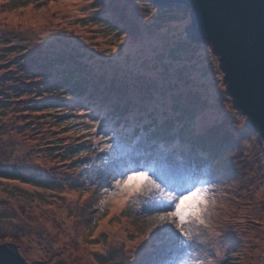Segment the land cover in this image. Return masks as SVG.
I'll list each match as a JSON object with an SVG mask.
<instances>
[{"label":"rangeland","instance_id":"1","mask_svg":"<svg viewBox=\"0 0 264 264\" xmlns=\"http://www.w3.org/2000/svg\"><path fill=\"white\" fill-rule=\"evenodd\" d=\"M183 10L160 13L137 0H0V162L27 173L42 171L54 180L53 187L46 188L0 178V244L17 243L30 264H180L182 260L261 264V149L252 133L242 134L236 149L229 145L211 148L199 135V120L211 117V104L216 102L209 101L210 92L212 96L216 88L225 97L227 87L212 47L187 35L192 17ZM185 37L200 44L184 53L188 56L184 61L179 46H186ZM38 51L53 58L38 65L44 72L55 71L57 78L85 73L84 85L94 96L40 108L36 99H61L64 86L60 83L51 88L59 92L50 93L36 92L37 85L31 84L26 88L34 86V90L16 102L20 99L15 89L23 82H41L40 89L45 87L44 77L38 74L26 79V68L37 59ZM177 71H182L183 78H176ZM225 100L227 104L220 101V105L236 113L230 100ZM241 114L236 113L237 129L247 122ZM151 115L172 120L180 142L192 141L193 154L179 160L163 151L160 145L169 142L164 143L160 128L153 140L135 135ZM99 121H104L103 131ZM105 132L109 137L118 134L125 153L164 152L170 163L198 170L199 180L209 188L205 218L212 221L214 233L226 245L229 242L228 247L223 243L215 250L213 239L194 235L204 243L185 247L178 254L174 224L153 227L158 213L144 210L151 193L118 203L121 197L109 187L115 181L105 179L100 159L107 163V153L99 151L111 143L104 138ZM124 135H133L134 145L126 148ZM81 142L86 146L81 153L62 160L67 144ZM55 145L60 147L49 148ZM235 153L240 155L237 169L230 159ZM81 157L88 161L76 162ZM187 227L195 232L199 226L193 222Z\"/></svg>","mask_w":264,"mask_h":264},{"label":"water","instance_id":"2","mask_svg":"<svg viewBox=\"0 0 264 264\" xmlns=\"http://www.w3.org/2000/svg\"><path fill=\"white\" fill-rule=\"evenodd\" d=\"M148 1L190 11L187 35L217 54L235 107L264 143V0ZM0 249L5 264H30L17 243H1Z\"/></svg>","mask_w":264,"mask_h":264},{"label":"trees","instance_id":"3","mask_svg":"<svg viewBox=\"0 0 264 264\" xmlns=\"http://www.w3.org/2000/svg\"><path fill=\"white\" fill-rule=\"evenodd\" d=\"M137 1H145L148 7H151V8H153V11H158L160 13L169 12L170 10H176L179 12L184 11L180 7L158 6V5H155L154 3L149 2L147 0H137ZM171 8H173V9H171ZM113 18L114 17H111L108 19L111 20ZM170 18H172V17H170ZM113 20H115V19H113ZM164 22H166V20ZM184 41L186 42V46H184V47L179 46V49H181L183 51L182 52L183 56H184L183 60L185 61L186 58L188 59V56L184 53H187V54H188V52L190 53L191 51L194 50L193 48L195 46H197V44H200V43H196V42H194L191 39L186 38V37L184 38ZM38 53H37L38 55H36L37 59L35 57L36 61H35V59H33V62H31L29 64V66L26 68L27 72H28L26 79L30 80L35 75L38 74L39 77H44L43 80L45 83V87L42 90L40 89L41 87L38 85L41 84V82H35V81H32L33 83L23 82L21 85L16 87L17 89H15V91L17 92V93H15L17 98L20 99L23 96L27 95L28 92H31L32 90H34V88H32L34 86H30L31 89L28 90L26 88V86H28V85H31V84L37 85V87H35L36 92H44V89H45V91L49 90V92L51 93V92H53L51 88H53V87L55 88L56 85L60 86V83H62L64 86L62 92H65L64 93L65 95H61L60 96L61 99H56V100L55 99L46 100V98H43L42 100L36 99L37 107H40V108L41 107H50V108L54 107L55 108V107H60V106H57L56 104L60 105L62 102H65V101H72V102L75 101L74 103H77L79 101V99H82L85 96L87 97L90 94H92L94 96L95 92H92V91L89 92L86 89L87 86L85 87V85H84V83H86V78H88L85 73L83 74V77H78L79 75L73 77V75L70 76V73H72V72H70L67 75L63 74V76H60L59 78H57L56 76L58 74H54L55 71L44 72V68L38 66V65H40L41 61H46L49 59L52 60L53 58L44 56L45 53H43V52L41 53V51H38ZM185 56H186V58H185ZM48 62H50V61H48ZM181 72L182 71L176 72L177 73V75H176L177 79L183 78ZM179 82L180 81L178 80L177 83H179ZM57 92H59V91H57ZM57 92H53V93H57ZM213 92H214L213 95L211 96V92H210V96H209L210 97L209 101H210V99H211V101H214V102L216 101L215 103L211 104V107H214L211 109L213 113L210 114L211 117H209L208 119H205V120L200 119L199 120V121H201L199 123V126H200V128H202L199 135L201 134V137L204 138L208 142L207 145H209L211 148L215 149V148L220 147V146L229 145L230 147L236 149V148H238V142H239L238 138L239 137L241 138L243 135L245 136L246 133H249V134L252 133L253 135L256 136V139L258 141L257 147H259L261 149L260 152H261L262 159H263L262 165L264 166V143L261 140L259 134L255 130H253L247 124V122H245V126L242 129L240 127L238 129L236 128L235 125L238 124V121L240 120L239 117L236 115V113L237 114L239 113L240 115H242V114L235 107V105L232 101V98L230 97L227 89H226V94H225L226 96L225 97H220V94H218V90L216 88L213 89ZM45 96H48V95L46 94ZM224 98L230 100L231 105L237 110L236 113H234L233 110L231 111L230 109H228L227 106L222 107V105H220V101L222 103L227 104V100H225ZM19 101H24V99L17 100L16 102H19ZM174 102L176 105V101H174ZM72 105H75V104L72 103ZM116 107L119 108V105H117ZM175 108H176V106H172V109H175ZM166 112L168 113L169 110L168 111L166 110ZM167 113H166V115H167ZM177 113H181V111H178ZM213 115H214V117H213ZM109 116L110 115H107L105 118L109 119ZM170 117H172V115ZM156 118H157L156 116L151 115L150 118H148V119H150V122H148V124L145 123L144 125H141L138 130L136 129L135 135L138 133L139 136L145 137L146 140L147 139L153 140L155 138L154 135L156 134L155 133L156 129L160 128L162 130V132L165 134V140L166 141L164 143L169 142L168 145H166V144L160 145L161 149L163 151L171 152L172 157L179 159V160L187 158L191 154H193L195 149H193L192 141L180 142V140L178 139V132L174 131V129L171 127V125L173 124L172 120L165 119L164 121H161L160 119L158 120ZM206 122L208 124L204 125V123H206ZM232 128L235 129L236 131L233 130ZM123 134H125V133H123ZM132 138H133V135H130V136L124 135V137H123L124 141H126L125 139H127L126 148L134 145L133 143L136 140L135 139L133 140ZM67 145H68V147H66L67 149L65 150V153H63V155L61 156L62 160H64V161L75 158L76 154L81 153L83 150V147H86L82 142L78 143V144L76 143L74 145L73 144L72 145L67 144ZM57 147H60V145L59 146H56V145L50 146L49 148L54 149ZM258 149L256 150L257 154L260 153L258 151ZM230 156H231L230 159L234 163H236V165H237L236 169H237V167H238L237 161L240 158V155L235 153V154H231ZM230 159H229L228 163L231 164ZM74 160H76V159H74ZM77 161H78V163H80V162L84 163L85 161L87 162L88 159H87V157H85V158L81 157V159L77 158L76 162ZM262 165L259 167L261 168ZM236 169L234 170V172L236 171ZM251 169L254 170L255 166L252 165ZM260 170H262V169H260ZM222 174H223V178H225L226 176H228L229 171L223 172ZM263 177H264V173H263ZM0 178L8 179V180L21 181L22 183L34 184L36 186L46 187V188H52L53 187V181H54V180L50 179L48 176H45L42 171L27 173V172H24L23 170L18 169L17 167L5 166L1 162H0ZM221 191L222 190L220 189V193H221ZM215 227L220 228L219 225L218 226L216 225ZM216 231H219V230L217 229ZM221 231H225V230L221 229ZM213 233H214V229H213ZM212 239L215 242V245H214L215 250H216V248L220 249L221 244H223V243L225 244V242H223V239L221 238V236H219V234H216V232L213 234ZM228 245H229V242L227 243V245L225 244L222 246L228 247ZM218 260H216V261L218 262Z\"/></svg>","mask_w":264,"mask_h":264},{"label":"snow or ice","instance_id":"4","mask_svg":"<svg viewBox=\"0 0 264 264\" xmlns=\"http://www.w3.org/2000/svg\"><path fill=\"white\" fill-rule=\"evenodd\" d=\"M98 123L103 131L104 121ZM117 137L118 134L109 137L105 132L104 138L111 143L104 144L99 151L107 153V163L103 162L102 157L100 159L105 179L115 181L114 186L109 183V187H114V194L121 197L118 203L123 205L132 197L151 193L149 207L144 210L158 213L153 227L166 223L174 224L172 229L176 240L174 250L178 254L182 253L185 247L204 243L203 240L194 239L193 231L187 227L193 222L200 225L209 203V188L199 180L198 170L190 166L181 168L170 163V156L164 152L152 154L145 150L143 154L136 155L133 150L125 153ZM4 251L0 249V264H5ZM180 264L193 262L182 260Z\"/></svg>","mask_w":264,"mask_h":264},{"label":"clouds","instance_id":"5","mask_svg":"<svg viewBox=\"0 0 264 264\" xmlns=\"http://www.w3.org/2000/svg\"><path fill=\"white\" fill-rule=\"evenodd\" d=\"M192 211H195V209H192ZM198 226L199 227L196 229L195 232H193V234L202 237L206 241H211L214 234L212 230V221L210 219H206L204 215L202 221L200 222V225ZM204 230L207 231V235H204Z\"/></svg>","mask_w":264,"mask_h":264}]
</instances>
